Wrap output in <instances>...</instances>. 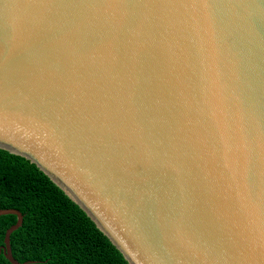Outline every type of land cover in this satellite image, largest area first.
I'll return each instance as SVG.
<instances>
[{"label":"water","instance_id":"1","mask_svg":"<svg viewBox=\"0 0 264 264\" xmlns=\"http://www.w3.org/2000/svg\"><path fill=\"white\" fill-rule=\"evenodd\" d=\"M0 149L130 264H264V0H0Z\"/></svg>","mask_w":264,"mask_h":264},{"label":"trees","instance_id":"2","mask_svg":"<svg viewBox=\"0 0 264 264\" xmlns=\"http://www.w3.org/2000/svg\"><path fill=\"white\" fill-rule=\"evenodd\" d=\"M22 213L11 235L13 257L28 264H130L90 217L37 165L0 149V210ZM16 215L0 216L2 249Z\"/></svg>","mask_w":264,"mask_h":264}]
</instances>
